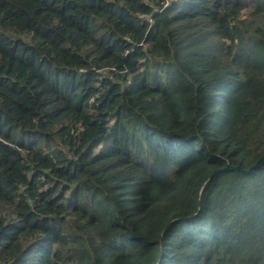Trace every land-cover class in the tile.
Wrapping results in <instances>:
<instances>
[{
  "label": "trees",
  "instance_id": "obj_1",
  "mask_svg": "<svg viewBox=\"0 0 264 264\" xmlns=\"http://www.w3.org/2000/svg\"><path fill=\"white\" fill-rule=\"evenodd\" d=\"M263 156L264 0H0V264H264Z\"/></svg>",
  "mask_w": 264,
  "mask_h": 264
},
{
  "label": "water",
  "instance_id": "obj_2",
  "mask_svg": "<svg viewBox=\"0 0 264 264\" xmlns=\"http://www.w3.org/2000/svg\"><path fill=\"white\" fill-rule=\"evenodd\" d=\"M264 164V156L261 157L256 163L255 165H253L251 168H249L247 171H244L246 173L251 172L252 170H256L258 169L261 165ZM243 170L241 169V167L239 165L237 166H229L227 165L225 168L220 169V170H215L208 178V180H211L215 175L219 174V173H223V172H242Z\"/></svg>",
  "mask_w": 264,
  "mask_h": 264
}]
</instances>
